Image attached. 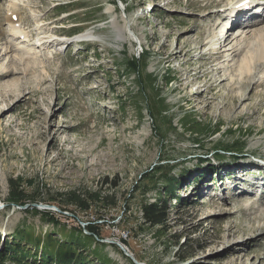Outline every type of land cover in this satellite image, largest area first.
<instances>
[{
	"label": "rangeland",
	"instance_id": "374dc122",
	"mask_svg": "<svg viewBox=\"0 0 264 264\" xmlns=\"http://www.w3.org/2000/svg\"><path fill=\"white\" fill-rule=\"evenodd\" d=\"M11 1L0 0V70L24 59L0 79V252L12 241L9 254L21 248L30 263L59 264L66 235L79 224L89 235L97 219L102 239L64 245L83 259L71 264H264V64L239 105L229 79L211 85L238 73L230 65L239 69L248 50L264 63V49L255 39L231 60L227 42L219 73L211 51L228 35L202 46L231 21L222 13L228 0ZM56 34L71 43L40 46ZM134 56L148 65L140 74L130 70ZM158 199L168 200L166 232L142 218L141 205ZM30 203L52 211L51 221ZM45 244L53 254L43 256Z\"/></svg>",
	"mask_w": 264,
	"mask_h": 264
},
{
	"label": "bare ground",
	"instance_id": "6f19581e",
	"mask_svg": "<svg viewBox=\"0 0 264 264\" xmlns=\"http://www.w3.org/2000/svg\"><path fill=\"white\" fill-rule=\"evenodd\" d=\"M224 1H226V0H224ZM240 1L241 0H228L227 1V3H226L227 6H225L226 9H224L222 11V13H223V16L225 17L224 18L225 20L228 19V17H229L232 20V22L230 21L229 23H226L222 27V29L220 30V34H215V35H213V37L210 40L204 41L202 43V46H205L207 43H212L213 44V42L219 41V39H223L226 35H228V36H226L224 38V40H223L224 42H222L220 44L221 46L218 44L219 42L215 43L214 50L211 51V57L215 58L214 61L218 64L219 73L221 71L225 70V67H224L225 65H221V60L220 59H221V57L225 56V55H223V53L225 52L224 48L228 45V44L226 45L227 42L229 44L230 43L232 44L231 48H229V51H231V54H234V56L231 58V60H234L235 56H238L247 47H250L252 49L254 44H256L254 42L252 43V41L255 40V39L257 40L256 42H259V44H262L263 48L260 47V49L261 48L264 49V15L262 17H260V15H262V14L256 12L255 9H257L258 6H254L252 9H249L248 7L249 6H253V4L247 3V0H243L241 3H239ZM262 1H264V0H262ZM238 3H239V5H238ZM11 4L14 5V6H17L16 0H12ZM236 5H238V6H236ZM243 6H246V8H243ZM260 7H262L264 9V2L260 4ZM228 8H233V9H231V11L228 12L229 11ZM210 10L213 11L212 9H210ZM13 15L14 14H10V16L7 17V22L10 23V24H14L15 21L17 20V19L14 20V18L12 17ZM44 24H47V23H44ZM237 24H239L240 26H244V25H247V26L242 28V32H240L239 34H235L234 33L235 31H233V27L236 26ZM225 28L227 29L226 32H224ZM15 32L16 31H14V33ZM16 33H18V31ZM40 33H42V32H40ZM46 35L43 36V38H41L42 40L39 39L40 42L39 41L38 42H39L40 46L45 44V43H48L49 45L51 43H54V44L57 43V42H55V39H53V40L49 39L50 37H47ZM51 37L53 38V36H51ZM84 37H86V35H84ZM221 37H223V38H221ZM238 37L243 38V40L241 39V41H239L240 39L238 40ZM28 38H30L29 35H27V34L24 35L23 34V36H22L23 40L22 41H25V42L27 40L29 41L30 39H28ZM84 39H82V40H84ZM85 40H89V39H85ZM60 43L58 42V44H60ZM39 44H37V45L39 46ZM251 44L253 46H250ZM202 46H200V47H202ZM11 48H13V45L11 46ZM178 52L179 53H183V49H180ZM190 52H192V48L188 49V51L186 52V55L188 53H190ZM253 52L254 51H249V50L246 52L245 56L243 57V59L240 62V68L239 69H237V67H234L233 64L230 65L231 70H233V71L237 70L238 73H236L234 76H231V77L230 76L229 77H223L221 82H219V81L217 82V78H216V79H214L213 83L211 84L212 87L213 86H218L219 87L220 83H222L223 81L229 79V82H228L229 85H230L229 87H230L231 91L233 92V95L231 96V99H232L231 102H233V104L235 106L240 104V103L237 104L238 100H240V102L243 103L244 101H246L247 99L250 98V97L248 98V96H246L243 93L242 89H244V86L254 82L253 80L255 79L257 74L261 73L260 72L261 71V66L264 63H262L261 59L260 58L258 59L256 57V55L253 54ZM6 53H8V52L6 51ZM6 53H4V54H6ZM27 54H29V53H27ZM177 55H179V54H177ZM1 57H3V54H0V59H2ZM202 57H203V55L201 56V59H202ZM19 59L21 61H23L22 59H24V57H20V58H18V60ZM12 60L14 61L13 64H10V65L6 66L4 69L0 70V79L3 80L6 77L8 78L13 73L15 74V73H17L19 71V67L17 66L18 65L17 63H21V62H19L16 59H13V58L10 61H12ZM25 60H27V58ZM28 60H30V59H28ZM15 61H17V62H15ZM24 63H25V61H24ZM15 64H17V65H15ZM28 64L30 65V63H28ZM24 66H25V70H28V66H27V69H26V65H24ZM21 70L22 69L20 68V71ZM12 82H14V81H12ZM11 84H13V83H11ZM222 84H224V83H222ZM226 85H228V84H226ZM259 85L260 86H264V78L260 81ZM0 86L3 87L1 84H0ZM5 91H7L8 96H10V97H12L14 95L15 96L17 95L16 91L13 90L12 88H10L9 90H5ZM3 111H5V110L0 109V114L4 113ZM67 127L68 126H66L65 128L63 126L59 127L57 132L58 133H65L68 130ZM50 129L51 128L49 127L48 130H50ZM47 133L48 132L46 131V134ZM253 185L254 184H251L252 187H253ZM262 220H263V223H264V216L262 217ZM253 229L255 230L256 228H253ZM259 229L261 231H264V226H260ZM226 230L228 231L230 236H233L236 233V232L233 231V226L232 225H229L226 228Z\"/></svg>",
	"mask_w": 264,
	"mask_h": 264
},
{
	"label": "trees",
	"instance_id": "16d2710c",
	"mask_svg": "<svg viewBox=\"0 0 264 264\" xmlns=\"http://www.w3.org/2000/svg\"><path fill=\"white\" fill-rule=\"evenodd\" d=\"M131 66L129 65L130 67V70L131 72L132 71H135L137 72L138 74L141 73V69H146L147 68V64L144 62L141 61L140 58L134 56L132 61H131ZM148 80L151 82V84H153L154 82V79H151V77L148 78ZM174 79H171L168 81V83L172 82ZM123 109H125V107H123ZM156 110L157 112L161 115L162 114V111L160 110V107L159 106H156ZM186 126L189 127L190 124H191V121L187 120L186 121ZM245 145H241V146H238V147H235L236 150H232L233 152H237L239 153L242 149H244ZM223 151H231V150H228V149H224ZM221 153L218 152L217 155L220 156ZM173 190V188H172ZM166 194L164 196H166L167 194L169 195L168 198L170 197V193H171V190L169 189V191L165 190L164 191ZM170 192V193H169ZM70 197L72 198V200L70 201V203L72 204H76V206H79L81 209L85 207V203L83 201H81V198L76 195V194H70ZM74 199V200H73ZM78 202H76V201ZM28 202H35V201H28ZM38 202V201H37ZM13 203V202H12ZM11 203V204H12ZM15 204H17L18 206H23V205H26L27 204V201L25 202L24 200H20L18 199L17 201H14ZM30 206L32 207L33 211H34V214H41L42 217H44V220H46L47 218V221H51V218L53 217V212L52 211H40L39 209H37L36 207H34L32 205V203H30ZM31 209V210H32ZM62 210H65L63 208H61ZM141 211H142V218L144 220V224L148 225L149 228H152V229H156L157 232H166V227L168 225V219H169V206H168V200L167 199H158V200H155V201H146L144 202L142 205H141ZM51 217V218H50ZM98 220L96 219V223H91L89 225V228L88 230L90 231L89 235H87L86 233L84 234L83 230H81V226L79 224V229H74V232H70L69 235H66V239L64 240L63 244L59 245L58 246V249H59V252L60 253H54V258H57L59 259V261L57 263L59 264H71V262L74 260V261H77L78 260V263H82V260L79 261L78 258H74V255H71L73 253H67L68 249L66 247H64V245L66 244H72L74 243L72 241V243H70V241L68 239H71V240H74L73 238H75L76 240H82V239H90L91 236L95 235V239L98 240L99 239H102L100 233H99V230H101L100 228H98ZM53 224L55 226V228H57L58 226H60V221L59 220H55L53 218ZM32 227L31 226H23V230L24 232L26 231H30L32 230L31 229ZM30 233V232H29ZM23 231L20 232L19 236L23 235ZM22 237V236H21ZM25 237H23L24 239ZM27 238V237H26ZM13 246V243L12 241H6L5 245H4V250H2L0 252L1 256L3 255V259H1L0 261V264H4L5 261H7V259H12L13 262H15V264H36V263H33V261L30 263L28 257H29V254L23 250V249H15V251L11 252L10 254L8 253L10 251V249L12 248ZM67 246V245H66ZM44 248V251L45 253L43 254V256L45 255H50L51 253L53 254V251H51V246L49 244H45L43 246ZM48 250V251H47ZM36 257H34L35 259ZM61 258V259H60ZM72 258V259H70ZM47 262H42L40 264H51V257H49L48 259H46ZM35 262L36 259H35ZM85 262V260L83 261ZM106 263H109V262H106Z\"/></svg>",
	"mask_w": 264,
	"mask_h": 264
},
{
	"label": "water",
	"instance_id": "95a60500",
	"mask_svg": "<svg viewBox=\"0 0 264 264\" xmlns=\"http://www.w3.org/2000/svg\"><path fill=\"white\" fill-rule=\"evenodd\" d=\"M23 208L25 207V206H22ZM0 208H1V205H0ZM41 208H44V209H55V210H59V207H53V206H51V205H42L41 206ZM137 264H139L138 262H137Z\"/></svg>",
	"mask_w": 264,
	"mask_h": 264
}]
</instances>
